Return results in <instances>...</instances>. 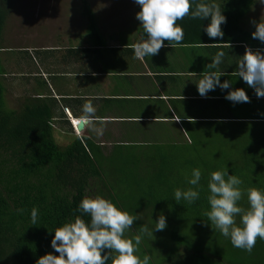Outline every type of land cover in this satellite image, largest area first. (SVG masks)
<instances>
[{
  "label": "crops",
  "instance_id": "obj_1",
  "mask_svg": "<svg viewBox=\"0 0 264 264\" xmlns=\"http://www.w3.org/2000/svg\"><path fill=\"white\" fill-rule=\"evenodd\" d=\"M90 6L98 35L92 33L82 4H69L58 8L64 10L58 23L63 27L44 28L46 22L40 29L49 32L36 27V38L28 45L3 52L9 109H21L31 98L56 100L53 107L59 113L64 109L76 131L82 105L91 101L95 117L104 122V133L96 136L86 128L76 133L90 139L103 156L127 158L133 169L147 170L145 163L158 169L156 156H201L223 145L240 155L264 159V97L258 99L236 69L245 49L256 50L254 46L176 44L172 48L166 43L154 56L136 57L137 5H131L132 13L124 5L125 11L121 7L111 13ZM218 51L224 52L215 69L225 73L221 82L230 80L233 88L244 89L250 102L233 104L224 98L227 90L218 87L207 97L198 94L195 83Z\"/></svg>",
  "mask_w": 264,
  "mask_h": 264
},
{
  "label": "trees",
  "instance_id": "obj_2",
  "mask_svg": "<svg viewBox=\"0 0 264 264\" xmlns=\"http://www.w3.org/2000/svg\"><path fill=\"white\" fill-rule=\"evenodd\" d=\"M217 2L222 4L223 0ZM253 2L254 0H226L222 6L226 16V23L221 25L224 32L222 39H209L206 36L203 26L208 24L207 20L185 17L177 22L184 30L183 41L179 44L231 43L237 49L240 45L249 44L256 49H264V45L252 38L253 31L244 26V20L255 5ZM80 3L92 33L98 35L96 16L89 0H80ZM14 6L15 0H0V264H35L37 258L47 253L58 255L51 248L50 241L54 233L49 231L74 218V215H80L74 210L82 198L97 195L110 200L120 210L138 217L132 228L126 231L125 237L130 235L133 239L138 235L135 230L140 229L143 224L147 225L151 218L162 213L169 212L174 222L179 221V216H190L183 221L194 222L188 224L187 228H192L195 233L193 236L191 232L180 234L183 236L180 238L174 235L178 246L186 245L191 248L190 241L198 238L204 246L200 249L211 252V248H216L218 244L224 248L221 252V262L225 261L223 264H238L242 260H246L244 264H264V240L257 238L249 253L234 248L218 231L206 235L208 231L211 232L204 216L209 209L207 178L213 171H222L216 164L211 165L205 159L198 160L193 154L167 155L158 163V169L141 170L146 173L142 177L129 172L132 175H129V180L145 178L142 180L144 184L140 185L143 187H138L133 199L123 201L120 198L123 180L119 179L127 174L122 168L128 165V159L121 157L118 162L122 164L119 165L116 162L117 156L116 158L97 153L96 145L90 139L76 133L64 109L61 114L58 108L53 107L56 100L31 98L21 109L7 107V74L2 56L6 50L13 53L18 49L6 46L4 36ZM137 9L140 10L138 5ZM141 33L140 28V37ZM166 43L168 42L164 41V44ZM240 49L245 48L242 46ZM57 136L62 138L61 143L58 142ZM239 161L242 166L238 167L239 169L230 167L227 170L229 174L238 176L245 189L249 185L259 189L258 179L264 182L262 156L240 155ZM193 168H200L202 171L200 198L193 204L185 201L177 203L173 199V192L176 188L189 187L185 173L190 175ZM148 172L153 173V176L148 175ZM110 174L114 176L112 180H115L112 192L106 182L110 179ZM169 178L175 181H168ZM155 202H159L161 210L154 205ZM239 203L244 208L248 206L247 201L243 199ZM33 207L38 209L37 225H31L30 221V211ZM82 218L85 221L90 219L87 215ZM203 230L206 232L203 233ZM144 237L142 236V239ZM227 249H230L229 255L226 253ZM112 256H115V253H112ZM211 259L217 262L213 255ZM107 264H112V260L109 259Z\"/></svg>",
  "mask_w": 264,
  "mask_h": 264
},
{
  "label": "clouds",
  "instance_id": "obj_3",
  "mask_svg": "<svg viewBox=\"0 0 264 264\" xmlns=\"http://www.w3.org/2000/svg\"><path fill=\"white\" fill-rule=\"evenodd\" d=\"M226 2L217 0H134L140 10L136 13L142 29L141 37L133 45L136 57H151L158 54L166 46L172 48L183 41L184 30L177 23L185 17L204 21L203 32L209 39H222L224 32L221 25L226 23L222 6ZM264 8V0H254ZM255 30L252 38L264 45V21L252 20ZM223 51H218L207 65L208 71L202 74L195 83L198 94L207 97L208 92L218 87L225 92L224 98L233 104L250 102L249 96L242 88H233L230 80L221 82L220 77L225 73H217L215 69L221 64ZM237 76L248 87L254 89L257 98L264 97V49L253 50L246 48L243 56L236 65ZM96 109L88 101L82 105V115L75 123L102 136L104 133L103 120L95 117ZM77 131V130H76ZM200 168L191 169L190 175L185 173L189 187L176 188L173 199L177 203L185 201L195 203L200 198ZM243 181L227 170L213 171L207 178V202L209 209L204 213L207 223L213 230H217L228 239L234 248L251 252L257 238L264 240V189L247 188L241 186ZM246 196L247 208L240 205ZM74 215L61 226L50 233H54L50 245L55 253H47L36 259L35 264H150L151 256L144 255L141 259L136 255L141 243L142 235L133 239H126L125 232L130 230L137 216L120 210L110 200L102 196L84 197L80 200ZM90 217L85 221L82 216ZM239 217V223H237ZM31 225H37L38 209L30 211ZM167 227L166 217L159 215L151 229L147 226L140 228L141 234L154 237V231H163ZM107 250V251H105ZM103 253V255H102ZM115 253V256H112Z\"/></svg>",
  "mask_w": 264,
  "mask_h": 264
},
{
  "label": "rangeland",
  "instance_id": "obj_4",
  "mask_svg": "<svg viewBox=\"0 0 264 264\" xmlns=\"http://www.w3.org/2000/svg\"><path fill=\"white\" fill-rule=\"evenodd\" d=\"M90 3L96 4V7L100 11H105L106 13H111L114 8H121L122 10L132 13L135 11V9L131 10V5H136L134 3V0H89ZM69 4H80V0H15V6L13 9V12L11 13L7 25L5 28L4 36L6 39V46L10 48H19L22 46H26L30 43V41H33L36 38L37 35V29L42 33L49 32V28L46 31H43L45 27H53L59 26V20L62 19V17H59L60 15H63L64 10H58L60 7H67ZM125 6V9L123 7ZM130 9V10H129ZM129 10V11H128ZM45 16V17H43ZM264 21V8L260 6L259 4H255L252 8L251 12L248 14L246 19L244 20V26L247 30L254 31L255 28L253 24L251 23L252 20H259ZM67 22H70L66 20ZM47 22V25L44 26L43 29H40V27L43 26L44 23ZM62 26V25H60ZM63 27V26H62ZM43 33V34H44ZM17 95L14 97V99H17ZM11 99L10 96H7V100ZM12 101V100H11ZM10 101V102H11ZM13 105V104H10ZM58 142H62V138L57 136L56 137ZM226 152V154H224ZM196 159L201 160L205 159L208 163L211 165L216 164L217 167L220 170H228L230 167L233 169H239L238 167L242 166L240 160V155L238 152H235L234 149H228L227 146L223 145L222 148H214L211 150H207V154L204 155H194ZM162 156H156V161H160ZM121 158L117 159V164H122L120 161ZM234 161V162H233ZM159 163V162H158ZM128 166V165H127ZM125 166L123 171L127 174H124V176H121L119 180H123V185H121L120 188V198L123 201H130L136 196V191L138 187H143L140 185H143L142 182L143 179H135L129 180V177L132 175L129 174V172H133L136 176L142 177L146 175L143 171L139 170L138 167H135L134 169L132 166ZM147 170H153L156 168L153 167V165H147L145 163L144 165ZM109 167V166H108ZM251 168L250 166H248ZM110 168V167H109ZM262 169H264V165L261 166ZM110 169H113L110 168ZM157 169V168H156ZM252 169V168H251ZM131 175V176H129ZM148 175L153 176V173L148 172ZM107 176V175H106ZM110 179L108 181L106 180L107 187L110 192H112V187H114L113 184H115L114 176L110 174ZM166 179V178H165ZM253 179V178H252ZM254 180V179H253ZM146 181V180H144ZM168 181H175V179H170ZM166 181V184L167 182ZM256 181V180H254ZM259 189H264V182L262 183L261 179H258ZM253 183V182H251ZM139 185V186H138ZM243 189V184L241 186ZM147 188V187H146ZM248 188H255L253 185H249ZM243 201L246 200V196L242 198ZM155 206L158 207V209L161 210V207H159V202L154 203ZM166 217V223L167 227L163 231H154L153 236L147 235V234H141L140 229L135 230L136 234H140L144 237V239L141 240L140 245L138 246V252L136 255L140 256L142 259L144 255L151 256L150 264H223L225 261H222V251L224 248L218 244L216 248H211V252L204 250L203 248L200 249V247H204L202 245V240L196 238L194 241H190L192 246L191 248H188L186 245L178 246L177 243L174 240V235H176L178 238L183 237L180 234H185L187 232H191V235L193 236V233L195 231L190 228H187L188 224L193 223H184L183 220L187 219L190 216H179V221L174 222L171 220V214L169 212L162 213ZM157 219L151 218L148 221V224L143 226H147L149 230L151 229L152 225L154 224V221ZM147 222V220H146ZM211 232L208 231L206 234L212 235V233L217 232V230H213L210 228ZM206 232V230H203V233ZM127 234V232L125 233ZM126 239H131L130 235L125 237ZM198 249V251H197ZM201 252V253H200ZM226 253L230 254V249H227ZM212 255L214 258L217 259V262L212 260Z\"/></svg>",
  "mask_w": 264,
  "mask_h": 264
},
{
  "label": "water",
  "instance_id": "obj_5",
  "mask_svg": "<svg viewBox=\"0 0 264 264\" xmlns=\"http://www.w3.org/2000/svg\"><path fill=\"white\" fill-rule=\"evenodd\" d=\"M76 130H77L78 133H82L83 130H84V127L82 125H80V124H77L76 125Z\"/></svg>",
  "mask_w": 264,
  "mask_h": 264
}]
</instances>
